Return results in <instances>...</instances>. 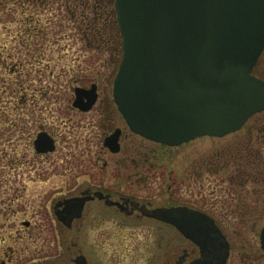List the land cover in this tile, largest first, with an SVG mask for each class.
Listing matches in <instances>:
<instances>
[{"label": "flooded vegetation", "instance_id": "1", "mask_svg": "<svg viewBox=\"0 0 264 264\" xmlns=\"http://www.w3.org/2000/svg\"><path fill=\"white\" fill-rule=\"evenodd\" d=\"M13 1L0 0V185L12 191L6 200L13 205L16 182L23 188L44 184L47 160L58 151L63 158L60 176L70 177L64 182L68 189L52 198L59 235L58 243L53 244L57 251L44 256L39 264L219 263L224 251L218 243H208V248H213L204 251L172 223L154 216L155 211L174 209L197 211L213 219L228 243L225 264H230L233 244L221 220L228 216L249 222L264 218V158L252 146L253 141L243 145L237 137L227 139L212 152L199 154L197 162H193L200 171L198 179L217 175L229 187L225 211H220V204L219 210L209 206L215 208L211 213L205 209L206 201L199 205L185 201L174 191L170 152L202 137L223 138L237 131L224 136H200L178 145L157 143L134 133L113 98L115 75L112 83L111 77L122 55V39L111 0L83 2L86 8L91 2L93 12L91 20L85 15V41L98 50L94 54L106 55L102 66L84 68L49 66L41 13L37 10L44 0H31L34 7L39 6L35 16L25 4L21 6L23 19L17 26L22 29L15 34ZM99 4L102 8L110 6L109 12L104 8L105 13L96 14ZM100 20L101 26H97ZM88 58L93 60L94 56L89 54ZM253 74L259 77L254 70ZM261 74L264 77V69ZM52 90L59 98H68L53 101L49 99ZM76 90L82 91L87 110L74 106ZM49 106L65 114L59 126L48 122L46 113L53 112ZM80 133L88 140L87 150L70 147L83 142L75 136ZM47 138L54 145L49 152L44 150ZM110 138L118 146L116 152L105 144ZM137 139L157 147L142 146ZM23 224L29 226V222ZM125 230L151 231L147 232V242L128 243L122 241ZM129 235L131 238L133 234ZM248 258L246 264L253 263L254 259ZM31 263L35 262L24 264ZM0 264H14L13 246H0Z\"/></svg>", "mask_w": 264, "mask_h": 264}, {"label": "water", "instance_id": "2", "mask_svg": "<svg viewBox=\"0 0 264 264\" xmlns=\"http://www.w3.org/2000/svg\"><path fill=\"white\" fill-rule=\"evenodd\" d=\"M115 8L123 45L113 98L134 133L178 145L236 131L264 111V81L252 75L264 50V0H115ZM81 93L74 106L87 110ZM113 143L105 144L116 152ZM53 149L47 138L44 150ZM154 216L204 251L218 243L225 264L229 246L213 219L188 209ZM260 243L264 251V228Z\"/></svg>", "mask_w": 264, "mask_h": 264}, {"label": "rangeland", "instance_id": "3", "mask_svg": "<svg viewBox=\"0 0 264 264\" xmlns=\"http://www.w3.org/2000/svg\"><path fill=\"white\" fill-rule=\"evenodd\" d=\"M13 2L14 6L12 8H14L13 13L15 14L16 22L15 34H17L22 29V27L17 26L21 23L20 18L23 19L21 6L25 4L26 8H30V14L36 13V7L39 6L34 7L31 0L29 4L28 0H14ZM43 2V5L37 10L41 13V23L47 42V61L49 66L74 68H84L93 65L102 66V60H104L106 55L101 53L94 54L93 51L98 50L91 45V42L88 44L84 38V32L88 26L87 20H91L93 17V12L91 11L92 3L90 2L86 8L83 4L85 0H44ZM110 6L113 8V0H111ZM110 6L102 8V4L96 5V14L105 13L104 8L109 12ZM29 13L26 12L25 14ZM85 15L88 18L87 20ZM101 22L102 20L97 21L95 24L101 26ZM119 45H121V40ZM111 46L112 44H110V48ZM89 54L94 56L93 60L88 58ZM120 59L121 55L119 54L112 73L111 83ZM110 63L112 66L114 63L112 59H110ZM263 69L264 50L258 59L254 72L259 77H262ZM262 78L264 79V77ZM50 92L49 99L53 101L56 99H59V101L62 99L66 100L68 98L67 95H61L59 98L55 91L52 90ZM49 108L53 112L48 110L46 113L48 122H54V125L59 126V119L65 114L60 111L55 112V106H49ZM75 136L81 140L83 139V142H75L77 144L70 147L78 150H87L88 140L86 136L83 133ZM234 137H237V141L242 142L243 145L253 141L252 146L260 150L264 158V111L250 116L246 123L234 134L223 138L202 137L174 148L173 152L170 153L173 154L175 172L173 182L175 183L174 191L176 195H183L185 201L197 205L206 201L207 207L205 206V209L209 212L211 211V213L215 212V208L209 206L214 207L217 204L221 206L220 211H225L227 197L230 195L229 187L217 175H209V178L205 180H203L204 176L201 177V180L198 179L196 176L200 171L193 166V162H197L199 154H203L202 152L205 151L208 154L227 139ZM137 141L145 147H157L150 142L139 139ZM234 141L236 140L234 139ZM62 160L63 158L59 151L49 157L46 164L47 176L44 184L37 185L33 183L23 188L20 182H16L13 188V196L15 198L13 205L10 202L7 203L8 201L6 200L8 198L7 194L9 193L10 195L12 191L8 192L6 185H0V246H13L14 264H24L31 261L35 262L31 264H39L44 256L51 255L57 251L53 244L58 243L59 235L56 229L58 226L57 221L52 214V198L60 191L68 189L64 182L70 179L69 176H60ZM84 160L86 161L87 158ZM220 175H223V173H220ZM219 206L216 207L218 210ZM24 222H29V226H25ZM221 223L226 230L228 229L227 234L233 244V255L230 264H246L245 260H248L250 256L252 260L254 259L253 263L250 262V264H264V252L260 248L259 241V232L264 225V218H256L249 222L247 219L228 216L222 219ZM246 227H254V229L246 230ZM150 231L125 230V234L122 235V241L128 243L147 242V232ZM129 233L133 234L131 238ZM252 246L253 251L251 250Z\"/></svg>", "mask_w": 264, "mask_h": 264}]
</instances>
